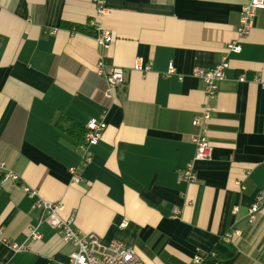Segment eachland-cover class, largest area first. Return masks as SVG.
<instances>
[{
  "label": "crops",
  "instance_id": "obj_1",
  "mask_svg": "<svg viewBox=\"0 0 264 264\" xmlns=\"http://www.w3.org/2000/svg\"><path fill=\"white\" fill-rule=\"evenodd\" d=\"M103 1L98 14L93 0H0V158L39 194L0 188V228L27 245L0 243V264L69 262L76 247L41 221L38 199L62 203L61 218L103 247H135L146 264H191L213 251L212 264H264V203L247 222L264 189V10L208 100L194 72L221 62L250 0ZM101 31L114 42L102 45ZM138 59L147 72L134 69ZM101 60L126 71L112 99ZM207 104L212 156L195 161L192 121ZM100 117L107 129L83 165L79 137ZM192 163L196 182L179 181ZM230 231L240 234L225 238Z\"/></svg>",
  "mask_w": 264,
  "mask_h": 264
},
{
  "label": "built area",
  "instance_id": "obj_2",
  "mask_svg": "<svg viewBox=\"0 0 264 264\" xmlns=\"http://www.w3.org/2000/svg\"><path fill=\"white\" fill-rule=\"evenodd\" d=\"M97 7L98 14L105 11L103 0H93ZM260 10H264V0H250L248 5L243 7L240 23L237 28L238 39L227 45L225 55L221 62L210 69L197 68L194 76L205 84V93L208 100H213L218 93L219 83L225 79L226 70L229 68L230 53H240L241 41L245 39L253 26V21ZM98 39L102 45L111 44L115 40V34L109 31H101ZM134 69L141 72H147L150 66H146L142 59H138L134 65ZM97 71L104 76L107 82L105 96L112 99L116 89L124 87L127 84L126 71L123 68L108 66L103 60L97 64ZM175 72V66L170 65L168 74ZM212 118L211 108L209 104L205 106L203 111L194 117L192 124L197 129V133L192 137V141L196 147L195 161H206L212 156V146L208 137V126ZM107 129V123L104 117L93 118L86 125V133L82 140V149L85 152L83 157V165L88 164L92 160L90 148L96 145L103 137ZM72 179L75 183L82 180L80 167L72 169ZM197 180L196 169L194 163L188 165L179 174V181L194 183ZM10 183L12 186H21L23 191L31 197H38L36 190L30 189L26 185H20L21 177L18 173L10 169L7 164L0 158V188ZM264 203V189L257 195L255 202L251 205L247 215L248 224H254L261 213ZM36 207L42 210L41 221H46L54 228L58 235L66 244H72L76 250L70 255L67 264H146L138 255L135 247L127 245L119 241H113L108 247H103L93 237V235L83 233L76 225L74 217L63 219L59 212L63 209L62 203H51L38 199ZM238 208H236L237 211ZM127 223L121 224L124 228ZM239 235V231L228 232L225 238H232L233 235ZM29 238L39 240L41 234L37 227L30 228ZM0 243L9 245L15 252L24 251L27 245H16L11 243L4 235V231L0 228ZM215 253L211 254V257ZM191 264H212V261L202 257H194Z\"/></svg>",
  "mask_w": 264,
  "mask_h": 264
},
{
  "label": "trees",
  "instance_id": "obj_3",
  "mask_svg": "<svg viewBox=\"0 0 264 264\" xmlns=\"http://www.w3.org/2000/svg\"><path fill=\"white\" fill-rule=\"evenodd\" d=\"M77 30L79 31V32H83V33H87V34H90L91 36H97V33L96 32H93V31H90V30H88L87 28H85V27H77ZM73 132V131H72ZM85 133H86V131H84L83 132V134L82 135H80V137H79V139H80V141H82L83 140V138H84V135H85ZM213 253H215V251H213ZM216 254V253H215ZM217 255V254H216ZM217 259V257H211L210 256V258H209V260H216Z\"/></svg>",
  "mask_w": 264,
  "mask_h": 264
}]
</instances>
